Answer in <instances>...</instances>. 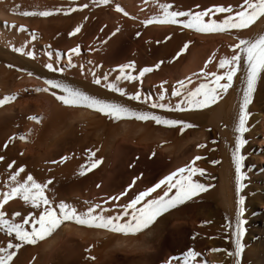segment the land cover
<instances>
[{"label": "rangeland", "instance_id": "374dc122", "mask_svg": "<svg viewBox=\"0 0 264 264\" xmlns=\"http://www.w3.org/2000/svg\"><path fill=\"white\" fill-rule=\"evenodd\" d=\"M0 1L4 2V0ZM17 1L24 4L22 6H25V11L50 10L52 14L27 16V25L24 26L27 29L24 33L26 40L23 43L26 46L21 45V47L31 51L32 57L15 52L13 50L15 46L7 47L10 52H0V67L2 71L4 70V75L0 74V79L5 78L10 88L8 91L0 90V99L5 96L11 97L0 104V157H3L0 159V199L3 198L5 191H10L14 186V182L9 181V176L16 168L23 165L24 170L17 175V180L23 182L28 174H31L38 183L50 180L51 183L44 191L53 203V207L63 201L76 209L83 218H87L84 216L86 209L91 205H97L94 214L116 216L136 192L150 187L164 175L185 165L192 158L190 156L192 143L170 152L162 146L165 139L154 137V128L167 126L157 125L150 119L116 120L91 109L95 114L93 112L88 118L78 120L76 116L79 111L90 108L83 105H64L52 94L55 91L60 95L61 91L51 89L44 81L45 79L60 80L98 98L124 104L136 111L153 112L171 119L170 110L151 107L152 102H160L155 94L156 88L161 90L164 82L163 89H165L170 72L174 70V64L181 69L191 63L192 55L199 45H189L184 56L182 53L173 60V52H177L187 41V37L184 38V31L179 26L171 27L170 24L145 26L141 23L150 16L161 14L159 5L168 4L169 0H147V3H150L148 5L154 4V10L148 14L144 13V10L141 12V9L148 6H145V0H109L107 5L99 3L93 5L91 0H75V6L65 1L62 2L63 4H57L56 0ZM83 3L89 6L80 8L79 5ZM117 4L129 13L128 17L115 10ZM56 8L62 10L55 12ZM67 8H74L75 11L65 14L63 10ZM77 25L81 26L80 31L69 36L68 33ZM137 31L141 33L139 37L135 35ZM174 32L181 33L180 35L178 33L180 44L178 43L179 47L176 50H172V45L169 44ZM165 36H169V39L165 40ZM39 42L43 45L42 48ZM76 46H79V51L72 56L75 67L68 68L66 54L68 49ZM2 54H5V57ZM129 61L135 62L136 75H139V69L152 67L158 61L162 62L158 69L153 68L151 72L144 73L135 81L120 82V86L128 93L139 91L140 101L130 100L127 96H120L92 83L93 73L100 76V71L104 69L107 75L112 76V70L117 65ZM48 63L64 68V71L51 72L45 68V64ZM31 75L34 77L29 78L28 76ZM150 85H154L155 89L149 87ZM45 88H48V91H44ZM37 89L41 90L37 91ZM46 98L51 102L48 103ZM145 98H149V102H145ZM123 121L129 123V128L125 132H120L118 125ZM141 126L143 131L139 132L138 128ZM180 127L176 126V129ZM176 132L181 131L176 130ZM21 136L24 139H21ZM194 155L196 156L197 153ZM61 157L64 158L63 162ZM96 160L101 162L92 167ZM13 161V167L9 169L7 165ZM211 161V159L208 161L207 169L217 170L219 164ZM133 178L136 182L124 197L119 201L108 199L109 196H116L123 191L129 183H132ZM197 181L204 182L203 179ZM209 189L212 190V187L207 188L206 191L208 192ZM204 192L189 200L194 204L195 218L199 220V227L203 229L202 234L199 231L194 232L195 230L189 231L188 234L183 233L185 223H181L178 218L174 220V225L176 224L175 227L178 229L177 239L182 241L185 236L186 250L192 248L199 253L198 248L207 244L212 245L210 249L225 250L221 253L212 252L209 262L215 264V261L222 260V264H227L231 257L228 252L233 251L228 244L226 224L213 206L214 197L211 198V194V197H208L209 194L207 196L205 192L204 195ZM0 210H5L6 218L16 223L21 221L10 216L13 211L20 212L21 216L27 215L29 211H32L33 215H38L19 197L11 198L5 205L0 206ZM56 211L58 214V209ZM168 212L163 213V217L167 218ZM201 213L208 217L202 220ZM123 220L124 217H121V221ZM209 221L210 223H207ZM67 223L72 224L73 229L61 232V228ZM153 225L136 233H126L128 236L139 237L143 244L132 248H108L106 244L109 238L112 239L113 236L123 232L78 224L74 219L63 220L48 236L37 240L35 244H22L21 248L16 250L17 254L11 264H171L174 259H170L172 254L164 239L153 240L147 235ZM75 226L83 230L84 234H77L74 231L77 228ZM30 227V224L26 226L29 229ZM93 229H104L111 235L106 234V238L104 236L100 242L99 240L96 242L87 232ZM8 239L5 231L0 229V247H5ZM48 239L53 242L51 246L46 245ZM182 254L179 256L180 259L183 258Z\"/></svg>", "mask_w": 264, "mask_h": 264}, {"label": "snow or ice", "instance_id": "6c2138e0", "mask_svg": "<svg viewBox=\"0 0 264 264\" xmlns=\"http://www.w3.org/2000/svg\"><path fill=\"white\" fill-rule=\"evenodd\" d=\"M91 2L93 5L97 3L103 5L109 4V0H91ZM88 6V4L79 5L80 8H87ZM145 6H147V0H145ZM159 7L161 14L150 16L142 20L141 23L145 26L152 24H170L179 26L182 30L188 29L197 32H223L225 30H244L247 29L249 25H252L257 18L264 19V0H242L238 9H233L231 7L226 8L220 5L213 6L211 9L205 8L202 11L171 10L172 5L169 4H160ZM61 10V8H56L54 11L60 12ZM115 10L122 13L125 17L129 16V13L124 11L119 4L115 6ZM63 11L65 14H68L75 11V9L67 8ZM213 13L221 14L223 18L220 19L217 17L214 19ZM22 14L25 16H48L52 14V11H24ZM132 18L135 19V17ZM85 19H87V17ZM80 28L81 26L77 25L68 35L73 36L80 31ZM20 30H23V26H20ZM135 35L139 37L141 33L137 31ZM164 39L168 40L169 36H165ZM188 46L189 42L185 41L172 59L175 60L184 53ZM230 48L234 50L233 54L221 56L216 65L217 68L223 70L221 74L208 72L205 71V68H201L198 75L203 78L204 82H200L197 86L189 89V85L192 84V79L185 77L183 80H178L176 86L171 89V95L178 98V102L174 106L164 102H152L151 107L153 109L159 108L172 111H183L185 107L190 110L204 109L216 104L222 99L223 95L232 87L233 77L238 71L244 73L243 96L238 104V113L234 124L235 139L234 145L231 148V159L234 164L235 173V220L228 225L232 228L231 236L235 242L234 252H228V255L234 257L236 264H239V259L243 250V244L239 241L243 235V225L245 223L242 219L244 196L241 195V190L245 187L243 183L245 174L242 171V161L244 157L241 154V148L245 141L242 138V133L247 130L246 120L248 113L246 112V107L252 100L258 77L264 73V33L259 34L255 38H240L237 36L236 43L230 45ZM13 50L18 53H25L29 57L33 56L31 51H26L20 47H14ZM78 51L79 46L68 49V53L66 54L68 55L66 67H75L72 63V56ZM211 60L212 57L210 56L208 60L205 61V66H207ZM160 63L162 62L158 61L152 67L139 69V75L135 74L136 64L134 61L122 63L112 70V76L107 74L96 76L95 73H93L92 83L113 93H118L120 96H127L130 100L140 101L141 95L139 91L128 93L124 87L120 86V82L135 81L139 76H143L144 73L151 72L153 68L158 69ZM97 67H99V65H97ZM45 68L51 72L64 71V68L55 67L53 63L45 64ZM44 83L51 89H59L61 91L62 94L60 95H57L55 91H53L52 94L58 101L66 106L83 105L116 120L121 118H135L137 120L150 119L157 125H181V132H183L185 128L192 126L182 120L169 119L153 112L136 111L124 104L98 98L60 80L45 79ZM163 83L164 82H162V89ZM40 90L41 89H37V91ZM43 90L48 91V88ZM10 98L11 97L8 96L3 97V99H0V104H3ZM163 99L164 91L162 90L160 92V100L163 101ZM145 102H149V98H145ZM30 118L36 119V117ZM20 138L24 139L23 136ZM197 147L201 148L204 147V145L198 144ZM201 158L200 156H193L182 167H178L174 171L164 175L150 187L136 192V194L128 200L127 204L122 206L120 213L116 216L94 214L98 206L91 205L84 213V216L87 218H83L81 214L77 213L76 209L63 201L55 204V207H53V203L48 199L44 191L47 185L51 183L50 180L45 183H38L31 174H28L23 182L18 181L17 175L24 170V166L21 165L9 176L8 179L14 182V186L11 187L10 191H5L3 193V198L0 199V206L5 205V203L13 197H19L25 204L30 205L38 215H33V212L29 211L27 215L21 216L20 212L13 211L10 213V216L16 217L21 221L20 223H16L12 219L6 218L5 210H0V229L4 230L9 237L7 245L5 247H0V264H11L13 257L17 254L16 250L20 249L22 244H35L37 240L48 236L63 220L74 219L78 224H87L89 226L107 228L110 231L123 233H136L143 229H147L157 221L158 217L163 218L162 214L168 212L169 209L191 200L199 193L211 187V185H205L194 179L196 174L200 176L204 175L205 170L196 166V161ZM0 159H3V157H0ZM63 159L64 158L61 157V162H63ZM100 162V160H96L92 164V167H95ZM211 163L215 164L218 163V161L214 160L211 161ZM13 164L14 161L9 163L7 167L12 169ZM135 182L136 179L133 178L132 183H129L123 191L116 196H109L108 199L119 201L121 197L127 194L129 189L133 188ZM157 189L160 191L157 192ZM57 209L58 214L56 211ZM121 217H124L123 221H121ZM207 223H210V221ZM29 224L31 225L30 229L26 228ZM13 240L15 242H13ZM210 251L215 253L225 250L213 248L210 249ZM199 256V252L192 248H188L182 254V260L177 261V264H205L204 261H199L197 259Z\"/></svg>", "mask_w": 264, "mask_h": 264}, {"label": "bare ground", "instance_id": "6f19581e", "mask_svg": "<svg viewBox=\"0 0 264 264\" xmlns=\"http://www.w3.org/2000/svg\"><path fill=\"white\" fill-rule=\"evenodd\" d=\"M56 1L58 2L57 4L65 1L67 3H70V5L72 6H75L74 3H76L75 0ZM167 2L169 5H172L171 10L202 11L205 8L211 9L216 5L224 6L226 8L231 7L233 9H238L240 4L242 3V0H169ZM21 3L22 2L19 3V1L17 0H4V2L0 1L1 53L10 52L7 48L8 46L9 48L14 46H20V48H23L21 47V45H25L23 44L26 40V36L24 33H26L27 29L24 28V26L26 27V20L28 18L27 16L22 14L25 11V6L23 7L22 5L24 4ZM67 3L66 5H69ZM84 3H86V1H84ZM148 4L150 3H147V5ZM44 6L46 7V5ZM153 6L148 5L147 7L141 9V12H143L144 10V13L148 14V12L150 13L152 10H154ZM217 17H219L220 19L223 18L221 14L213 13V18L215 19ZM20 26H23V30H20ZM170 26L177 27L175 25ZM183 31L186 35H184V38L187 37L186 39L189 42L190 46H193L195 44L199 45L192 55L193 60L188 65L181 67V69H178V65L174 64V70L170 72L165 89L159 90L158 88H156L155 93L158 96L159 101L162 102L160 100V92L163 90V102L173 106L178 102V98L171 95V89L176 86V82L178 80H183L185 77L191 78L192 84L189 85V89H191L197 86L198 83L204 82L203 78L199 77L198 75L201 68H205V71L208 72H216L217 74H221L223 70L216 67L220 57L233 54L234 50L230 48V45L236 43L237 36H239L240 38H255L259 34L264 33V19L257 18V20L254 21L252 25H249V27L244 30H225L223 32H197L195 30L183 29ZM174 33L175 34L172 33L173 35L171 36V41L169 40L171 42L169 44L172 45V50H176L180 44L179 35L181 33L178 32L179 35L176 32ZM38 44L40 48L43 47L40 42ZM173 53L175 55L176 51ZM184 55L185 52L183 53V56ZM3 56L5 57V54ZM210 56L212 57V60L209 61L207 66H205V61L208 60ZM103 70L100 71V76H103V74L107 73L105 70ZM0 74L4 75V70L2 71L1 67ZM243 76L244 73L238 71L237 74L233 77L232 87H230L228 92L223 95L222 99L214 105H211L204 109L190 110L185 107V110L183 111L170 110L169 116L171 119L182 120L192 125L191 127L185 128L183 132H176V130L180 131V129H176V126L179 127L181 125L167 126L164 128L156 127V129L154 128L155 131L153 130L154 137L156 139L163 138L166 140L162 144V146L168 149L170 152H174L177 149L185 145H190L192 143L190 145L192 150L190 156L193 157V154L197 153L196 156L202 157L200 160L196 161V166L205 170L204 175L200 176L199 174H196L194 179H203V183H205L206 185H211L212 190L209 189L208 192H205L207 196L209 194L208 197H214L213 206L215 210L220 214V216H222V218L224 219V223L226 224V229L229 236L228 244L233 252L235 249V242L231 236L232 228L228 226L232 221L235 220L236 198L235 173L234 164L232 163L231 159V148L234 145L235 139L234 124L235 118L238 113V104L243 96ZM28 77L32 78L34 76L31 75ZM5 80V78L3 79L1 77L0 90L8 91L10 88L7 84V80L6 82ZM153 86L150 85L149 87L152 88ZM153 89L155 88L153 87ZM46 99L48 103L51 102L49 98ZM93 112L94 111H92L91 109H81L76 118L78 120H83L92 115ZM246 112L248 113L246 120L247 130L242 133V138L245 143L241 148V154L244 157L242 161V171L245 174V179L243 181L245 187L241 190V195L244 196V202L242 204V219L245 223L243 225L244 232L239 241L243 244V250L239 259V264H264V73H262L256 81L252 100L247 105ZM128 124L129 123H126L125 121L120 122L118 125L120 132L127 131L129 128ZM142 129L143 127L141 126L138 128V131L140 132ZM198 144H202L204 145V147L198 148ZM107 149H109V147ZM210 159L212 161H218L219 168L216 167L217 170L214 169L215 171H210L212 169H207L208 161ZM157 167L158 166H156V168ZM157 191L159 192V189ZM193 206L194 204H192V201H186L183 204L177 205L175 208L169 210L167 218H159L153 225V228L148 231L147 235L153 240H160L161 238L164 239L167 248L172 254L171 258H175L174 260L172 259L173 262L171 261V264H177V261H179L180 259L179 256H181V254L186 250V238L183 234V240L180 241L179 239L178 241V229H176L175 227L176 224L174 225V220H177L179 218L181 223H185V226L183 227V233L188 234L189 231L195 230L194 232H201L203 230L201 226L199 227V220L197 221V219L195 218L196 216ZM200 217H202V220H205V217L208 216H206V214L204 213H201ZM71 225L72 224L69 223L63 225V227L61 228V232H66L70 229H73ZM75 227L77 228L74 231L77 234H84V231L79 229L78 226ZM87 232L90 235V238L95 241L99 240L98 242H100V239L104 238V236L108 234L107 230L104 229H93L92 231ZM109 235L111 234H108L107 236ZM110 239L111 237L109 238L108 243L106 242V246L108 248H132L138 244H143L140 241L141 239H139V237L128 236L126 235V233L118 234L116 236H113L111 240ZM51 243H53L52 240L49 241L48 239L46 245L51 246ZM210 245L211 244H207L206 246L198 248L200 251V256L197 259L199 261H204L205 264H212V262H209V259L212 258ZM221 262L215 261V264H222ZM227 264H236L234 257L231 256Z\"/></svg>", "mask_w": 264, "mask_h": 264}]
</instances>
